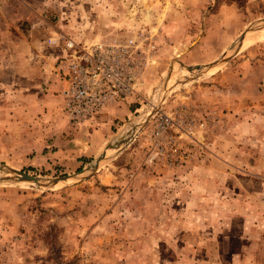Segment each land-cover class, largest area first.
I'll return each mask as SVG.
<instances>
[{
	"label": "rangeland",
	"instance_id": "rangeland-1",
	"mask_svg": "<svg viewBox=\"0 0 264 264\" xmlns=\"http://www.w3.org/2000/svg\"><path fill=\"white\" fill-rule=\"evenodd\" d=\"M32 2L48 45L60 33L132 38L148 56L138 110L113 130L94 172L102 152L66 171L34 157L41 146L26 140L41 129L27 135L25 111L41 104L16 89L20 79L0 81V176L69 177L0 183V264H264V38L243 48L264 29V0ZM3 20L11 41L18 26Z\"/></svg>",
	"mask_w": 264,
	"mask_h": 264
},
{
	"label": "crops",
	"instance_id": "crops-1",
	"mask_svg": "<svg viewBox=\"0 0 264 264\" xmlns=\"http://www.w3.org/2000/svg\"><path fill=\"white\" fill-rule=\"evenodd\" d=\"M32 1L0 0V81L3 79L10 85L20 79V88H15L18 91L28 90L25 93L31 101L41 104L37 109L32 107L25 111L27 135L33 134V126L41 129L40 137H35V141L31 138L26 140L30 143L27 149L33 150V144H38L41 147L34 149V157L54 161L66 167L64 171L76 169L86 159L94 158L102 152L113 130L138 110L142 97L131 95L114 101L82 127H70L63 114L61 92L65 83L58 70V59L62 51L46 43L49 36L47 29L44 33V24L39 25L41 35L35 34L34 27L37 25L32 16L38 11L34 12ZM4 17L11 19V25L18 26L16 31L12 30L14 36L11 41L4 40L2 34L3 30L9 32V23L3 20ZM22 24L25 28H21ZM2 40L6 42L3 47ZM260 110L264 112V106ZM246 123L251 125L254 121L247 119Z\"/></svg>",
	"mask_w": 264,
	"mask_h": 264
},
{
	"label": "built area",
	"instance_id": "built-area-1",
	"mask_svg": "<svg viewBox=\"0 0 264 264\" xmlns=\"http://www.w3.org/2000/svg\"><path fill=\"white\" fill-rule=\"evenodd\" d=\"M48 42H62L58 70L65 83L63 111L72 127H82L114 101L139 96V80L148 55L143 54L138 39L86 43L60 33ZM169 122V117L160 119L159 129Z\"/></svg>",
	"mask_w": 264,
	"mask_h": 264
},
{
	"label": "water",
	"instance_id": "water-1",
	"mask_svg": "<svg viewBox=\"0 0 264 264\" xmlns=\"http://www.w3.org/2000/svg\"><path fill=\"white\" fill-rule=\"evenodd\" d=\"M250 30H246L243 35L238 39V44L236 46V48L234 49V54H236L238 52V50L240 49V47L242 46L243 44V40L246 36V34L249 32ZM226 61H228V59H225V58H221L220 60H217L209 65H207L205 67V71H202V72H206L208 71L210 68L216 66V65H219V64H222V63H225ZM190 69V68H189ZM129 137L127 138H124L121 140V142H119L116 146L117 147H120V146H125L128 144L129 142ZM106 156V150H104L100 156H98L96 158V160L91 163L88 167V170H90V172H94L96 171V169L98 168V165L100 163L101 160H103ZM78 174L72 176L73 178L76 177ZM86 176H83L81 177L82 178H85ZM69 177L68 176H60V177H56V178H53V179H42L40 177H37V176H34V175H31L29 173H26V172H23V171H20V170H16V169H13V168H8V175H2L0 176V183L1 182H29V183H33V184H36L37 186L39 187H50V186H53L55 185L56 183L58 182H64L68 179Z\"/></svg>",
	"mask_w": 264,
	"mask_h": 264
},
{
	"label": "bare ground",
	"instance_id": "bare-ground-1",
	"mask_svg": "<svg viewBox=\"0 0 264 264\" xmlns=\"http://www.w3.org/2000/svg\"><path fill=\"white\" fill-rule=\"evenodd\" d=\"M264 28V27H263ZM248 35V34H247ZM247 35L245 36V38L247 37ZM244 38V40H245ZM264 38V29L262 30H259V31H256V32H253L252 34H250L246 41H245V44H244V47L243 48H246L247 46H250L252 45L253 43L259 41L260 39H263ZM243 40V42H244ZM243 45V44H242ZM133 131V130H132ZM130 136V135H128ZM130 138H133V136H130Z\"/></svg>",
	"mask_w": 264,
	"mask_h": 264
}]
</instances>
